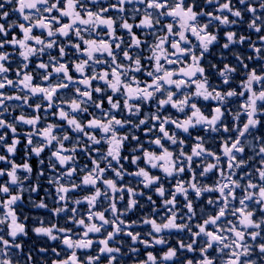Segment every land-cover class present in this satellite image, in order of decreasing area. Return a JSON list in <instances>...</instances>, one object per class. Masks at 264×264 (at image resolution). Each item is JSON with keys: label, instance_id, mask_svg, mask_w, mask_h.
<instances>
[{"label": "snow or ice", "instance_id": "6c2138e0", "mask_svg": "<svg viewBox=\"0 0 264 264\" xmlns=\"http://www.w3.org/2000/svg\"><path fill=\"white\" fill-rule=\"evenodd\" d=\"M0 264H264V0H0Z\"/></svg>", "mask_w": 264, "mask_h": 264}]
</instances>
